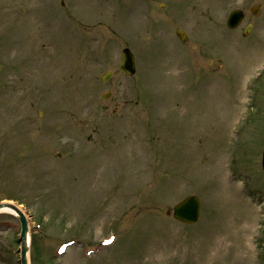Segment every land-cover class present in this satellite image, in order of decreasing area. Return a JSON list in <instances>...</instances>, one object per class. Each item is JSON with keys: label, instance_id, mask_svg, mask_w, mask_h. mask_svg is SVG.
<instances>
[{"label": "rangeland", "instance_id": "rangeland-1", "mask_svg": "<svg viewBox=\"0 0 264 264\" xmlns=\"http://www.w3.org/2000/svg\"><path fill=\"white\" fill-rule=\"evenodd\" d=\"M63 1L0 0V202L30 264H264V0ZM187 195L193 226L171 215ZM19 235L0 214V264Z\"/></svg>", "mask_w": 264, "mask_h": 264}, {"label": "water", "instance_id": "water-1", "mask_svg": "<svg viewBox=\"0 0 264 264\" xmlns=\"http://www.w3.org/2000/svg\"><path fill=\"white\" fill-rule=\"evenodd\" d=\"M256 13V9L253 10ZM241 13L234 11L230 14L227 20V26L234 28L241 20ZM122 63L121 68L127 73L132 74L134 72V62L132 55L127 49H124L121 53ZM262 167L264 170V151L262 153ZM7 209L13 212L15 218L20 224V264L27 263L28 252V226L24 214L14 205L10 203H0V210ZM199 213V202L195 196H189L176 204L173 208V218L181 223H194L197 220Z\"/></svg>", "mask_w": 264, "mask_h": 264}, {"label": "bare ground", "instance_id": "bare-ground-1", "mask_svg": "<svg viewBox=\"0 0 264 264\" xmlns=\"http://www.w3.org/2000/svg\"><path fill=\"white\" fill-rule=\"evenodd\" d=\"M0 214H13V212H11L10 210H7V209H3V210H0Z\"/></svg>", "mask_w": 264, "mask_h": 264}]
</instances>
